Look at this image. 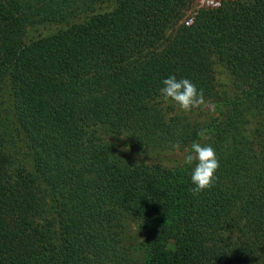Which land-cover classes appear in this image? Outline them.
<instances>
[{"label":"trees","instance_id":"16d2710c","mask_svg":"<svg viewBox=\"0 0 264 264\" xmlns=\"http://www.w3.org/2000/svg\"><path fill=\"white\" fill-rule=\"evenodd\" d=\"M191 2L0 0V264H264V0L186 26ZM171 75L215 106L207 123L165 114ZM194 142L220 164L196 195L195 162L131 158Z\"/></svg>","mask_w":264,"mask_h":264},{"label":"clouds","instance_id":"9594fccd","mask_svg":"<svg viewBox=\"0 0 264 264\" xmlns=\"http://www.w3.org/2000/svg\"><path fill=\"white\" fill-rule=\"evenodd\" d=\"M162 84L163 87L159 91L163 101L174 102L175 106L184 113H190L193 109H199L201 106L207 107L210 111L215 110L214 105L205 102L202 90H198L196 85L187 78L177 80L175 75H171L165 78ZM122 150L129 149L126 147ZM194 162L191 182L195 187L191 190L196 195L214 186L217 179L216 172L220 164L214 148L210 145H201L198 142L192 143L191 150L184 156L186 165H192Z\"/></svg>","mask_w":264,"mask_h":264},{"label":"rangeland","instance_id":"374dc122","mask_svg":"<svg viewBox=\"0 0 264 264\" xmlns=\"http://www.w3.org/2000/svg\"><path fill=\"white\" fill-rule=\"evenodd\" d=\"M218 1L221 4V2L228 0H218ZM205 4H206V0H192L181 22H183L184 24V21L188 17H193V21H194V18L200 9L210 8V7H206ZM214 77L218 90L221 92L223 90L228 91L232 79L229 74V71L223 64L219 62L215 63ZM167 105L168 104L166 103L163 104V108L164 109L166 108L165 114L167 116H173L176 113L182 112L178 107H172V106L167 107ZM191 113H192L191 116L193 118L192 120L195 119L196 121L201 123H207V121L210 118V112H208V110L204 106H201L200 109H193ZM131 158L137 162H145L148 165H158L166 168H172L182 164V162L184 161V154L178 151H174L168 154H156L152 152H146V153L135 152L133 150V152L131 153ZM124 226H125L123 233L124 241L125 243L133 242L135 256L139 257L143 251L144 239H145V233H144V229L142 228L141 222L137 219H134L133 217H127L124 220Z\"/></svg>","mask_w":264,"mask_h":264},{"label":"built area","instance_id":"2783aa9c","mask_svg":"<svg viewBox=\"0 0 264 264\" xmlns=\"http://www.w3.org/2000/svg\"><path fill=\"white\" fill-rule=\"evenodd\" d=\"M206 7H210V8H217L220 6V2L218 0H206ZM193 21V17H188L186 18V20L184 21V24L186 26L190 25Z\"/></svg>","mask_w":264,"mask_h":264}]
</instances>
